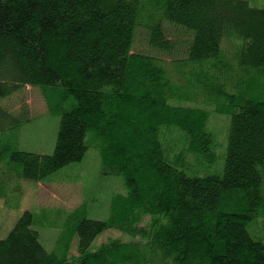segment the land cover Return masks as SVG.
Listing matches in <instances>:
<instances>
[{
    "label": "trees",
    "instance_id": "16d2710c",
    "mask_svg": "<svg viewBox=\"0 0 264 264\" xmlns=\"http://www.w3.org/2000/svg\"><path fill=\"white\" fill-rule=\"evenodd\" d=\"M141 27L147 52L133 50ZM174 63L200 70L171 74ZM25 87L39 88L61 121L51 155L0 146L10 178L45 182L94 148L127 194L113 197L107 221L88 219L85 205L65 212L53 251L35 215L23 213L0 239V264H264V243L247 230L264 207V8L249 0H0V98ZM191 91L231 116L222 173L201 170L221 168L224 153L208 131L210 112L187 104ZM70 98L72 109L60 113ZM5 120L23 123L0 107V136ZM110 229L131 240L92 249Z\"/></svg>",
    "mask_w": 264,
    "mask_h": 264
},
{
    "label": "rangeland",
    "instance_id": "374dc122",
    "mask_svg": "<svg viewBox=\"0 0 264 264\" xmlns=\"http://www.w3.org/2000/svg\"><path fill=\"white\" fill-rule=\"evenodd\" d=\"M144 1L161 5L164 0H143V3ZM249 3L253 7L264 8V0H249ZM133 50L150 51L146 28L141 27L137 32ZM191 69L199 71L200 66L191 65L185 69L178 68L175 63L167 66V71L171 74L188 72ZM188 81L193 82V80ZM188 97L186 100L188 105L195 102L200 109L210 112L208 131L215 137V150L219 158L224 153L221 168L218 164L215 168L201 167V170L206 174L222 173L231 116L213 112L207 101H198L200 95L196 92H188ZM74 104L75 101L70 98L61 103L59 112L71 110ZM187 104L185 103V106ZM0 107L16 114V118L23 121L16 128H12L11 120L4 121L8 126L4 135L0 136V141H3L0 146L9 142L20 151L53 154L61 114L48 111L47 103L39 88L25 87L9 97L0 98ZM9 167L7 160L0 156V239L7 237L23 213L29 211L35 215V229L41 233L42 244L48 251L56 249V239L66 222L65 212L85 205L88 219L107 221L110 219L113 197L127 194L123 178L106 171L102 165L100 152L94 148L88 150L81 162L61 169L41 183L12 180ZM261 169L264 170V166ZM247 230L254 240L264 243V207L260 208L258 216L248 222ZM109 239L131 240L119 231L110 229L95 240L92 249H97L101 243ZM72 247L75 254L74 244Z\"/></svg>",
    "mask_w": 264,
    "mask_h": 264
}]
</instances>
